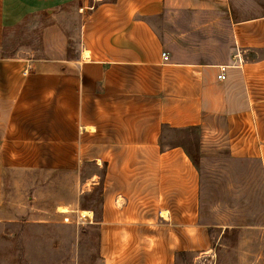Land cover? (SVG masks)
<instances>
[{
  "label": "crops",
  "instance_id": "0c3cea01",
  "mask_svg": "<svg viewBox=\"0 0 264 264\" xmlns=\"http://www.w3.org/2000/svg\"><path fill=\"white\" fill-rule=\"evenodd\" d=\"M255 1L0 0L1 178L11 155L24 156L14 162L25 169L79 176L94 165L81 185L82 195L100 189L98 209L78 198L56 212L78 209L97 227L103 264L209 253L214 225L202 217L196 150L171 133L195 128L199 153L221 140L264 171V10L251 15ZM74 2L73 57L4 53L9 30L29 15Z\"/></svg>",
  "mask_w": 264,
  "mask_h": 264
},
{
  "label": "rangeland",
  "instance_id": "374dc122",
  "mask_svg": "<svg viewBox=\"0 0 264 264\" xmlns=\"http://www.w3.org/2000/svg\"><path fill=\"white\" fill-rule=\"evenodd\" d=\"M79 6L80 2H74L29 15L9 30L4 53L29 55L32 60L73 57L79 43ZM257 10H264L263 0H256L249 13ZM157 24L161 35L168 30L161 18ZM171 134L172 142L196 150L193 157L202 175V217L214 225L215 238L209 253L196 260L186 255L179 264H264L260 161L232 156L221 140L204 143L199 153L200 133L195 128ZM20 157L24 156L11 155V167L2 178L0 174V264H103L97 227L80 217L78 209L61 207L62 212H56L57 205L78 198L81 206L98 209L100 189L82 195L81 185L85 175L97 172L96 167L88 165L81 176L79 171L25 169L14 162Z\"/></svg>",
  "mask_w": 264,
  "mask_h": 264
},
{
  "label": "built area",
  "instance_id": "2783aa9c",
  "mask_svg": "<svg viewBox=\"0 0 264 264\" xmlns=\"http://www.w3.org/2000/svg\"><path fill=\"white\" fill-rule=\"evenodd\" d=\"M163 58L165 61L169 60V55L167 52H163ZM25 73H28V70L25 71ZM219 79H225L226 78V66L221 65L220 66V73L218 75Z\"/></svg>",
  "mask_w": 264,
  "mask_h": 264
},
{
  "label": "bare ground",
  "instance_id": "6f19581e",
  "mask_svg": "<svg viewBox=\"0 0 264 264\" xmlns=\"http://www.w3.org/2000/svg\"><path fill=\"white\" fill-rule=\"evenodd\" d=\"M61 209V208H60ZM67 208L63 209L64 211H66ZM82 215L83 216H92V211H87V210H82Z\"/></svg>",
  "mask_w": 264,
  "mask_h": 264
},
{
  "label": "trees",
  "instance_id": "16d2710c",
  "mask_svg": "<svg viewBox=\"0 0 264 264\" xmlns=\"http://www.w3.org/2000/svg\"><path fill=\"white\" fill-rule=\"evenodd\" d=\"M95 217H96V216H95ZM186 255H187V254H186L185 252H183V253L180 254L181 258L184 257V256H186Z\"/></svg>",
  "mask_w": 264,
  "mask_h": 264
}]
</instances>
